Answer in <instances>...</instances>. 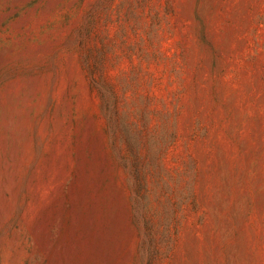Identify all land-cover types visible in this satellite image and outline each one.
<instances>
[{
    "label": "rangeland",
    "instance_id": "374dc122",
    "mask_svg": "<svg viewBox=\"0 0 264 264\" xmlns=\"http://www.w3.org/2000/svg\"><path fill=\"white\" fill-rule=\"evenodd\" d=\"M0 264H264V0H0Z\"/></svg>",
    "mask_w": 264,
    "mask_h": 264
},
{
    "label": "bare ground",
    "instance_id": "6f19581e",
    "mask_svg": "<svg viewBox=\"0 0 264 264\" xmlns=\"http://www.w3.org/2000/svg\"><path fill=\"white\" fill-rule=\"evenodd\" d=\"M1 210H3V209H1Z\"/></svg>",
    "mask_w": 264,
    "mask_h": 264
}]
</instances>
